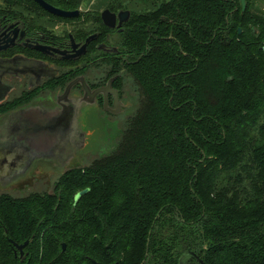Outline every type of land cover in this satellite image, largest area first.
<instances>
[{
    "label": "trees",
    "instance_id": "16d2710c",
    "mask_svg": "<svg viewBox=\"0 0 264 264\" xmlns=\"http://www.w3.org/2000/svg\"><path fill=\"white\" fill-rule=\"evenodd\" d=\"M45 1L76 10L84 0ZM256 4L138 0L123 32L137 56L132 114L106 153L61 174L51 193H0V264H264ZM28 240L22 261L11 241Z\"/></svg>",
    "mask_w": 264,
    "mask_h": 264
},
{
    "label": "flooded vegetation",
    "instance_id": "af4514ba",
    "mask_svg": "<svg viewBox=\"0 0 264 264\" xmlns=\"http://www.w3.org/2000/svg\"><path fill=\"white\" fill-rule=\"evenodd\" d=\"M87 1L84 0L76 10L65 9L63 3L45 1L61 10L80 12L78 17L70 19L49 13L33 0L2 1L6 8L0 7V108L7 104L15 107L26 105L10 109L0 119L38 103L57 104L68 86L76 80H83L92 92L101 91L95 96L93 107L89 108L90 115L95 112L98 114L94 120L101 131H109L106 122L110 130L121 128V119L132 114L138 101V92L127 68L133 67L137 56L123 47V32L133 13L140 11L137 9L138 0H126L130 8H125L124 3L122 8L119 7V1L117 3L104 0L106 8L100 10L91 9ZM107 10L116 15L115 28H109L103 22L102 14ZM126 11L131 13V17L119 27V15ZM60 22L67 24L66 27L71 30L64 31L61 35L55 33L56 29L52 26ZM94 36L96 39L78 59L64 58L82 51L87 40ZM74 45H80L77 51L73 50ZM113 78L115 80L108 86ZM84 96L85 89L81 81H78L69 92L68 102L65 103L70 107L80 105L79 99ZM88 99L92 101L91 98ZM74 106L71 111L75 109ZM10 127L11 124L9 129ZM39 127L36 124L35 129ZM57 150L60 149L57 148L53 153L56 154ZM35 158L37 157H29L30 165ZM82 163L79 167L84 165ZM44 171H48L46 167L37 163L28 179H36L35 174H39L38 179L42 180L41 174ZM55 173L50 174L57 175Z\"/></svg>",
    "mask_w": 264,
    "mask_h": 264
},
{
    "label": "water",
    "instance_id": "95a60500",
    "mask_svg": "<svg viewBox=\"0 0 264 264\" xmlns=\"http://www.w3.org/2000/svg\"><path fill=\"white\" fill-rule=\"evenodd\" d=\"M33 1L49 13L64 19L76 18L80 15L79 11L69 12L61 10L44 0ZM247 1L251 0H241L243 11L246 10ZM119 17V27H122L124 22L129 21L131 13L128 11L122 12ZM102 19L107 27H116V15L110 13V11H105L102 14ZM239 33H241V29H239ZM94 39H96V36L90 37L83 46V50L76 55L64 58L78 59L85 53L88 45ZM79 46L74 45L73 50L77 51ZM40 51L45 53L43 48H40ZM114 80L115 78L108 83V86ZM78 81H81L85 89V96L83 99H79L80 105H73L75 109L71 111L73 106L70 107L65 102H68V94ZM100 92H92L83 80H76L68 86L64 96L57 100V104L38 103L3 116L0 119V192L10 190L27 180L37 163L46 167L49 173L56 174L55 172H57V174H63L69 170L67 165L70 164L71 160L73 161L76 157L84 158L85 155L94 152L95 146L87 151L91 136L98 130L97 127L94 129L90 127L89 113L91 110L89 108L93 107L95 96ZM88 98H91L92 101ZM69 113L70 118L68 117ZM10 124L11 129H9ZM23 124L26 126H23ZM36 124L40 126L39 129H35ZM25 128L27 129L25 130ZM38 135H45L43 144H41L43 145L42 147H36L31 142V137ZM57 148L60 150H57L56 154L53 153ZM60 152L62 157H60ZM33 156L37 158L30 165L29 157ZM81 195L77 196V200ZM29 243L30 240L23 244L11 241V244L15 247L16 256L20 254L22 261L25 259V249ZM65 249L66 245H63V250ZM197 260L199 259L197 258ZM200 262L204 264L202 261ZM94 264L99 263L94 261Z\"/></svg>",
    "mask_w": 264,
    "mask_h": 264
},
{
    "label": "rangeland",
    "instance_id": "374dc122",
    "mask_svg": "<svg viewBox=\"0 0 264 264\" xmlns=\"http://www.w3.org/2000/svg\"><path fill=\"white\" fill-rule=\"evenodd\" d=\"M2 1L3 0H0V7L6 8ZM93 1H95V2L93 3ZM87 3L90 5L91 9H99L100 10V9L106 8L104 0H88ZM139 3H140V0H139ZM257 5L264 12V0H257ZM138 9L140 10L141 8L139 7ZM66 25L67 24L60 22L59 24H55L52 27L54 29H56L55 33H57L58 35H61L64 31L71 30L70 28L66 27ZM97 115L98 114L95 112V114H91L89 116L91 129H94L96 127L98 129L91 136V138L89 140L88 147H87V151H89L91 147L95 146V148L93 147L94 152H91V154L85 155V159L76 157L73 161L71 160L72 163L70 162V164L67 165V167H69L68 169L81 166V164H83L82 162L86 163L91 158V157L88 158V156L94 155L97 152H98V154L106 153L111 148V146L115 140L116 135H118L120 133L119 129H121V128H118L115 131L113 129L110 130V126L107 122H106V125H107V129L109 131H107V132L99 131L100 129L97 126L98 124L94 120V118L97 117ZM99 117H101L100 114H99ZM125 119L126 118L121 119L122 120L121 124H123ZM44 139H45V135H38V136L31 137V142L36 147H42L43 145H41V144H43ZM61 174L62 173L57 174V175H52L48 171H44L41 174V176L43 177L42 180L38 179L39 174H35L36 179H27L24 182L19 183L18 186H15L10 190L5 191L4 193L22 194V192L24 191L26 194L29 192H33L35 190L38 192H43V191L49 192L55 186V184L58 181L59 176Z\"/></svg>",
    "mask_w": 264,
    "mask_h": 264
}]
</instances>
